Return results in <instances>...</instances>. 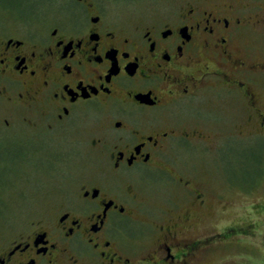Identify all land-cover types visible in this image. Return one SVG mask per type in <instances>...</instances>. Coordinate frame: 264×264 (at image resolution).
I'll return each mask as SVG.
<instances>
[{"label": "flooded vegetation", "instance_id": "1", "mask_svg": "<svg viewBox=\"0 0 264 264\" xmlns=\"http://www.w3.org/2000/svg\"><path fill=\"white\" fill-rule=\"evenodd\" d=\"M77 3L45 29L26 8L0 25L1 125L12 129L14 117L19 131H85L102 167L4 243L0 264H194L211 240L171 225L180 217L154 215L132 181L160 172L163 186L171 179L191 203L206 206L210 191L191 182L193 172L179 176L183 165L170 172L169 155L206 147L219 150L228 168V147L244 145L228 131L240 120L244 126V113L264 128L254 76L264 64L235 46L264 29V0H177L133 24L107 16L103 0ZM61 155L48 174H64L54 167ZM185 221L194 228L189 215Z\"/></svg>", "mask_w": 264, "mask_h": 264}, {"label": "rangeland", "instance_id": "2", "mask_svg": "<svg viewBox=\"0 0 264 264\" xmlns=\"http://www.w3.org/2000/svg\"><path fill=\"white\" fill-rule=\"evenodd\" d=\"M103 1L107 16L125 24H133L156 14L159 9L173 6L177 0ZM75 6L82 7L77 0H33L31 3L27 0H0V25L5 23L9 26L11 20L14 17L17 20L26 8L33 13L30 18L32 23L45 29L61 22ZM10 14L13 17L8 16ZM260 16L264 21V11L260 12ZM235 46L241 55L243 51L249 52L252 62L264 64V29L241 37ZM255 73V88L264 98V69ZM231 102L234 103L230 106H236L235 100ZM6 113V108L1 104L0 248L32 220L44 218L65 194L77 192L76 183L93 180L102 167L94 162V152L85 144L87 132L46 134L30 129L19 131L20 122L14 117H11L12 129H7L1 125ZM241 113L238 112L236 116ZM248 118L247 113H244V126L240 120L238 132L228 131V135L234 139L242 138L244 143L243 147H228V168L226 163L219 162V150L206 147L197 148L196 153L181 148L169 155L170 172L178 164L183 165L184 171L179 170V176L185 177V173H188L191 177L189 174L193 172L196 178L190 179L191 182L210 191L207 192L206 206L199 207L191 203V199L185 198L186 192H177L181 187L171 179L166 180L163 186L164 179L160 172L152 171L146 178L138 176L139 181H132V186L145 191L138 193L148 197L146 203L150 205L147 209L153 210L154 215L166 213V220L169 216L180 217L182 223L174 221L171 225L178 229L180 225L185 227L186 233L189 230L199 240H211L207 248H202L194 257V264H264V128L257 129ZM214 139L213 136L210 140ZM21 141L27 143L20 144ZM60 147H63L64 155H61ZM55 155H61V161H64L54 165L57 167L61 164L58 167L60 172H64L61 177L50 172L51 175L48 174L46 169L55 163ZM192 156L194 158L189 159ZM239 160L240 174L236 171ZM254 177H257L256 180ZM170 200L175 202L174 206ZM187 215L194 228L187 227ZM161 221L164 222L163 219Z\"/></svg>", "mask_w": 264, "mask_h": 264}, {"label": "trees", "instance_id": "3", "mask_svg": "<svg viewBox=\"0 0 264 264\" xmlns=\"http://www.w3.org/2000/svg\"><path fill=\"white\" fill-rule=\"evenodd\" d=\"M258 175H259V173H258V174H256V176H258ZM256 178H257V177H254V180H256Z\"/></svg>", "mask_w": 264, "mask_h": 264}, {"label": "bare ground", "instance_id": "4", "mask_svg": "<svg viewBox=\"0 0 264 264\" xmlns=\"http://www.w3.org/2000/svg\"><path fill=\"white\" fill-rule=\"evenodd\" d=\"M239 188V187H238Z\"/></svg>", "mask_w": 264, "mask_h": 264}]
</instances>
